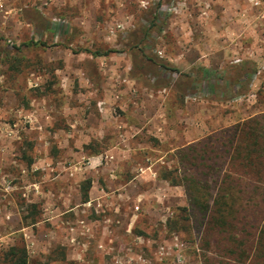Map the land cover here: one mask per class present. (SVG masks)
Instances as JSON below:
<instances>
[{
  "label": "rangeland",
  "instance_id": "obj_1",
  "mask_svg": "<svg viewBox=\"0 0 264 264\" xmlns=\"http://www.w3.org/2000/svg\"><path fill=\"white\" fill-rule=\"evenodd\" d=\"M21 2L0 0V226L12 220L1 214L11 204L41 221L50 216L43 206L79 204L55 229L54 238L67 241L51 247L33 237L27 248L25 238L17 240L28 264H202L204 220L185 188L170 180L208 181L215 196L229 158L223 132L227 137L256 116L264 124V0H80V10L53 0ZM152 55L178 70L141 74L134 59ZM61 94L85 112L77 127L87 138L98 126L94 112H112L119 121L115 142L91 139L85 149L60 150L62 165L46 164L49 179L26 187L22 141L36 133L34 112L61 108ZM191 138L198 139L183 146ZM190 145L208 158L210 173L199 159L179 163L177 153ZM119 170L121 180L108 188L95 180ZM100 187L106 195L97 198ZM94 210L101 221L96 234ZM99 230L103 240H96ZM6 231L0 228V264Z\"/></svg>",
  "mask_w": 264,
  "mask_h": 264
},
{
  "label": "trees",
  "instance_id": "obj_2",
  "mask_svg": "<svg viewBox=\"0 0 264 264\" xmlns=\"http://www.w3.org/2000/svg\"><path fill=\"white\" fill-rule=\"evenodd\" d=\"M134 61L141 74L155 73L158 68L178 70L155 55L140 56ZM244 77L247 80L252 74L245 72ZM223 134L225 154L229 158L215 196L208 192V181L184 177L179 181L172 178L170 183L185 188L189 205L204 220L200 239L202 264H264V124L256 116L237 124L228 138L226 132ZM196 146L180 150L177 153L179 163L199 159L202 161L200 167L210 173L213 167L206 163L208 158L204 162ZM202 152L208 153L203 149ZM214 166L219 171L220 167ZM164 179L169 181L167 177ZM247 208H252L253 213L245 211ZM210 253L217 258L210 257ZM2 257L4 264H28L22 244L11 246Z\"/></svg>",
  "mask_w": 264,
  "mask_h": 264
},
{
  "label": "crops",
  "instance_id": "obj_3",
  "mask_svg": "<svg viewBox=\"0 0 264 264\" xmlns=\"http://www.w3.org/2000/svg\"><path fill=\"white\" fill-rule=\"evenodd\" d=\"M13 1L14 0H10V2ZM15 1L17 2L22 1L21 3H25L26 1H28L31 4L35 5L36 2L39 0H15ZM61 4L64 5V7L66 8H69V6H76V8L80 10L79 8L80 0H53V5H61ZM61 33H65V30H62ZM66 33H68V31ZM57 35L59 36V34ZM63 51L67 52L68 54L69 52H71L70 49L68 48L66 49L63 48ZM87 54H88L87 59H92L93 56L91 55V53L87 52ZM83 55H84L83 52H79L75 56H77L76 58L79 61L81 60L80 57H83ZM104 55H106V53L103 54V56ZM49 95L50 94H46V97H48ZM60 96L64 100L61 108L59 107L56 109L55 107H52L53 109L49 108L46 112H43L42 110L40 111L37 110L34 112L38 120L37 127L33 129V131H35L36 133H33L32 136H30L31 140L29 139L26 142L22 141L21 156L23 163L21 165V168L23 169L24 167V169H26L28 173L24 176H21L20 179L22 182L27 181L26 187L32 188L36 186L34 182H37V180H40L38 182H41V180L42 179L44 180L45 177L49 179L50 173L47 172L48 170L47 171L45 170L46 164L48 165L51 164L52 168L53 165H62V161H60V159H58L57 157L60 153V150L64 151L63 154H66L65 150H71V149L73 150L74 148L85 149L90 145L89 143L92 141L91 139L104 145H106L108 142L110 144L115 142L116 126L119 123V121L117 117H115V115L112 114V112L108 110H104V112L102 111L101 114L97 113L96 111L94 112L93 116L98 118L96 119V123L98 124V126L97 129L95 130V136L91 135L90 138H87L85 128H82L80 130L77 127L78 124L77 119L82 116V113L85 114V112L71 109L69 107V102L71 101V99L67 97V94H61ZM20 115H24V114L20 113ZM127 116L128 115H125L124 117L123 120L124 123L126 121L129 122ZM58 121L64 122L67 126L60 128L57 124ZM43 127H45V130H43ZM191 139H192L191 141L185 142V145L183 144V146L189 145L198 138L195 139L191 138ZM131 162H132L131 160H126V163L124 164L129 166ZM63 165L64 166L62 167V171L65 172L67 170V166H65V164ZM121 171L122 170L115 171V173H110L109 171H106L105 175L101 174V177H96L95 180L103 181L106 188H108V186L113 185L114 180H121L122 178V176H120ZM50 179L54 180V176L53 175L50 176ZM63 188L64 186L62 187V189ZM55 194H58V192H55ZM105 195L106 193L104 191V188L102 187L97 188L95 192V197L99 198ZM33 202L34 200L29 201V203H33ZM86 202L87 201L84 200V203ZM78 205H75L74 207H70L68 208V210H61L57 206H43V208L41 207L42 210L40 209V211H42L43 213L46 212L50 216H48L47 219H45L44 217V220L41 221L35 218L36 216H34L35 213L33 212L32 213L30 212L29 216H26L29 212L25 216H23L24 211L20 212V210L16 208L15 204H11V207L9 208L8 211L5 210L3 213H1L2 215H4V213L7 212L12 214V220L11 221L5 220V222H3L2 225L0 226L2 230H4L5 228L8 230L6 231V233L3 234L8 237L7 238L8 244L6 245L7 249L10 248L11 246L20 244L17 242V240L22 238H25L27 243L26 244L27 248L29 247V243L33 241V237L37 238V240H40L41 238H46V240L50 242L51 247H54L55 243H61L62 242L61 238L64 241L65 240L67 241L69 239L68 236L66 237L61 236L60 239L57 238L56 240V238H54L55 229L56 227H58L57 224L60 221V219L67 218L66 216L67 213H71V212H73V214L75 213ZM82 212L85 214L88 213L86 209H84ZM94 212L95 214L91 216V219L94 220V222H92V226L96 234L95 228H99L101 226V221L99 220L100 216L96 215L98 212L96 210H94ZM28 219H30V221H28ZM64 230H65L64 228L59 229V233L60 232L64 233ZM99 234L100 236L98 238L96 237V240L98 239L103 240L105 237L103 234H105V232L103 231V233L101 234L99 230ZM60 245L62 246V244ZM2 256L3 254L1 255V259L3 261Z\"/></svg>",
  "mask_w": 264,
  "mask_h": 264
}]
</instances>
